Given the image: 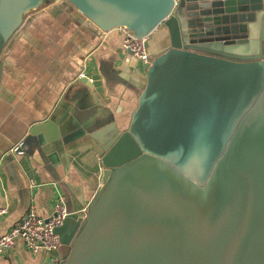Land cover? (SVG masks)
<instances>
[{
	"label": "water",
	"instance_id": "1",
	"mask_svg": "<svg viewBox=\"0 0 264 264\" xmlns=\"http://www.w3.org/2000/svg\"><path fill=\"white\" fill-rule=\"evenodd\" d=\"M48 1L0 0V53ZM66 1L102 32L162 25L170 48L54 229L59 264H264V0Z\"/></svg>",
	"mask_w": 264,
	"mask_h": 264
},
{
	"label": "crops",
	"instance_id": "2",
	"mask_svg": "<svg viewBox=\"0 0 264 264\" xmlns=\"http://www.w3.org/2000/svg\"><path fill=\"white\" fill-rule=\"evenodd\" d=\"M121 30L102 32L66 0L23 17L0 53V234L34 208L49 217L59 198L82 212L100 187V157L126 131L147 85L145 64L125 51ZM151 60L170 48L148 35ZM85 73L96 76L82 81ZM83 75V76H81ZM18 150H13L17 145ZM0 264H59L21 242Z\"/></svg>",
	"mask_w": 264,
	"mask_h": 264
},
{
	"label": "built area",
	"instance_id": "3",
	"mask_svg": "<svg viewBox=\"0 0 264 264\" xmlns=\"http://www.w3.org/2000/svg\"><path fill=\"white\" fill-rule=\"evenodd\" d=\"M119 30L124 36L122 48L142 63H150L148 36L136 37L125 27H120ZM20 145L15 146L13 150H18ZM6 213L7 208L0 207V217ZM67 214L62 198L58 199L53 213L47 218L40 216L33 207L30 208L7 232L0 234V254L17 242H21L32 253L40 250L55 252L59 247V240L54 229L62 225Z\"/></svg>",
	"mask_w": 264,
	"mask_h": 264
}]
</instances>
